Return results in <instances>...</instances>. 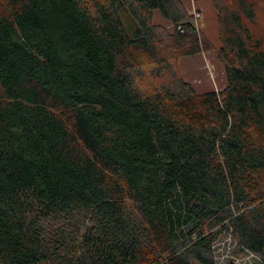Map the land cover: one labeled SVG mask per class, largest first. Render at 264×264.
<instances>
[{
    "label": "trees",
    "instance_id": "obj_1",
    "mask_svg": "<svg viewBox=\"0 0 264 264\" xmlns=\"http://www.w3.org/2000/svg\"><path fill=\"white\" fill-rule=\"evenodd\" d=\"M211 2L200 93L184 0H0V264H217L224 234L264 264V0Z\"/></svg>",
    "mask_w": 264,
    "mask_h": 264
},
{
    "label": "rangeland",
    "instance_id": "obj_2",
    "mask_svg": "<svg viewBox=\"0 0 264 264\" xmlns=\"http://www.w3.org/2000/svg\"><path fill=\"white\" fill-rule=\"evenodd\" d=\"M184 2L192 14L197 31L205 36L210 49L199 54L180 57L177 61L178 70L183 78L191 82L200 93L210 89L219 90L225 86L226 80L224 65L218 55L221 42L217 12L211 0H184ZM122 17L126 27L129 28L131 24L129 16L123 12ZM154 22L166 30H172L171 23L159 13H155ZM255 29L264 32V5L261 7ZM154 80L158 82L156 78ZM152 83L154 82L147 80L146 84L152 86L154 85ZM214 254L217 264H261L258 255L240 248L230 234H224L219 238L214 246Z\"/></svg>",
    "mask_w": 264,
    "mask_h": 264
}]
</instances>
